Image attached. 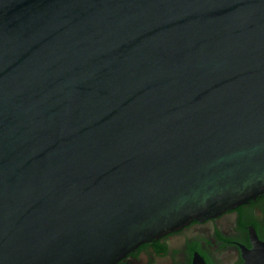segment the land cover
Segmentation results:
<instances>
[{
	"label": "water",
	"instance_id": "obj_1",
	"mask_svg": "<svg viewBox=\"0 0 264 264\" xmlns=\"http://www.w3.org/2000/svg\"><path fill=\"white\" fill-rule=\"evenodd\" d=\"M263 194L264 0H0V264H116Z\"/></svg>",
	"mask_w": 264,
	"mask_h": 264
},
{
	"label": "flooded vegetation",
	"instance_id": "obj_2",
	"mask_svg": "<svg viewBox=\"0 0 264 264\" xmlns=\"http://www.w3.org/2000/svg\"><path fill=\"white\" fill-rule=\"evenodd\" d=\"M264 246V194L142 244L116 264H245Z\"/></svg>",
	"mask_w": 264,
	"mask_h": 264
}]
</instances>
